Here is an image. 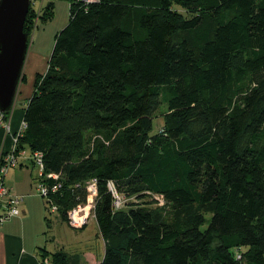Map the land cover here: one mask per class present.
Here are the masks:
<instances>
[{
	"label": "trees",
	"instance_id": "obj_1",
	"mask_svg": "<svg viewBox=\"0 0 264 264\" xmlns=\"http://www.w3.org/2000/svg\"><path fill=\"white\" fill-rule=\"evenodd\" d=\"M68 1L18 148L42 152L45 171L60 175L53 201L64 219L97 182L96 264H264V0ZM54 13L52 0L31 8L29 38ZM162 106L167 122L153 134ZM110 183L126 198L157 195L176 214L213 212L182 227L146 207L116 211Z\"/></svg>",
	"mask_w": 264,
	"mask_h": 264
},
{
	"label": "rangeland",
	"instance_id": "obj_2",
	"mask_svg": "<svg viewBox=\"0 0 264 264\" xmlns=\"http://www.w3.org/2000/svg\"><path fill=\"white\" fill-rule=\"evenodd\" d=\"M50 0H46L44 6ZM55 3V13L51 19L34 22L32 26V33L30 35L28 53L26 57L24 73L19 85L17 98L15 101L14 112L15 116L20 112L23 115V107L25 103L32 97L36 92L38 84L41 78L50 69L49 60L53 51L56 35L68 24L70 18V2L68 0H52ZM74 4L82 5L86 4L84 0H74ZM39 7V5H37ZM172 10L182 14L185 18L192 17L195 12L192 10L184 9L176 4L172 5ZM11 114V113H10ZM168 111L166 106H162L156 114L154 120L153 134H159L164 129L167 122ZM23 119V117H22ZM11 120L10 115L8 121ZM7 121V120H6ZM22 121V120H21ZM20 121V123H21ZM7 135V134H6ZM91 134H88V138ZM25 153L30 155L31 150L26 147ZM32 173V182L38 178V170L35 166L30 167L29 173ZM35 186L29 189V193L33 196L27 201L33 204V211H38L40 217H46L45 221V238L46 249L49 253L63 252L69 257L70 263L75 264H96L97 259H102L105 251V242L98 229L96 223V205L100 198L97 190L94 195L92 208L89 211V217L86 219L84 225H73L70 224L68 219H64L60 213H51L50 204L46 199L39 196ZM108 192L116 196L117 192L113 185L108 186ZM118 197V196H117ZM119 200V198H117ZM130 205V207H128ZM146 207L149 209L157 221H164L166 219L181 224L182 227L188 225L191 222L192 217L195 213H203L209 220L211 218L213 207L203 206L195 212L184 211L181 214L175 213V207L166 201L157 202L154 196L149 195L144 200H137L135 197L130 199V202L122 209L126 211L130 208ZM196 207V205H194ZM82 213L81 216H84ZM36 213H32L31 218L36 217ZM205 225L203 228H206ZM49 258V257H48Z\"/></svg>",
	"mask_w": 264,
	"mask_h": 264
},
{
	"label": "built area",
	"instance_id": "obj_3",
	"mask_svg": "<svg viewBox=\"0 0 264 264\" xmlns=\"http://www.w3.org/2000/svg\"><path fill=\"white\" fill-rule=\"evenodd\" d=\"M46 0H30V9L36 10L40 13V10ZM86 4L97 2L98 0H84ZM39 5V7L37 6ZM0 127H3L7 135L12 136L11 148L6 154L0 153V227L6 223L12 221L20 215V206L24 200L21 196H16L11 193V190L6 186L5 179L9 171L21 166V161L25 160L39 168V177L36 180V189L40 197L46 199L50 204V212L58 214V206L53 201V196L61 189L60 175L54 173H47L44 168V154L40 151H35L27 155L25 150H19V139L23 136L25 129L27 128L26 122L23 120L19 124L18 130L13 133L11 127V121L5 120V115L0 113ZM54 182L49 184V182ZM109 185H113L110 183ZM108 185V186H109ZM114 187V185H113ZM115 188V187H114ZM86 189L88 191L87 204L79 205L74 210L68 213V219L70 224L84 225L86 219L89 217V211L92 208L94 195L97 193V182L90 181ZM116 190V189H115ZM148 195L154 196L157 202L165 201L163 198L149 193ZM118 196V197H117ZM119 198V200L117 199ZM131 198H126L117 193L115 196L116 211L122 210L129 202ZM85 213L84 216H81ZM240 259V255L237 256ZM37 264H53L51 258L42 257Z\"/></svg>",
	"mask_w": 264,
	"mask_h": 264
},
{
	"label": "crops",
	"instance_id": "obj_4",
	"mask_svg": "<svg viewBox=\"0 0 264 264\" xmlns=\"http://www.w3.org/2000/svg\"><path fill=\"white\" fill-rule=\"evenodd\" d=\"M14 114L13 110L10 114L13 133L18 130L20 121H23L20 112L16 116ZM6 134L4 128L0 127L1 154H6L11 148L12 136ZM33 166L35 165L22 160L21 166L10 170L6 176L5 183L11 193L23 197L24 200L20 206V215L0 227V264H37L42 256V249H46V217L42 218L38 211H33L37 216L32 219L34 205L27 201L33 196L28 192L29 189L36 184V181L32 182V173H29L30 167ZM36 168L39 177V168Z\"/></svg>",
	"mask_w": 264,
	"mask_h": 264
},
{
	"label": "water",
	"instance_id": "obj_5",
	"mask_svg": "<svg viewBox=\"0 0 264 264\" xmlns=\"http://www.w3.org/2000/svg\"><path fill=\"white\" fill-rule=\"evenodd\" d=\"M30 0H0V113H12L29 46Z\"/></svg>",
	"mask_w": 264,
	"mask_h": 264
}]
</instances>
